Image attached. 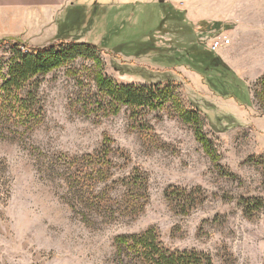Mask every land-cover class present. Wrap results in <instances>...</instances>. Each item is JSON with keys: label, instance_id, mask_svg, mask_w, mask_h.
I'll use <instances>...</instances> for the list:
<instances>
[{"label": "rangeland", "instance_id": "obj_1", "mask_svg": "<svg viewBox=\"0 0 264 264\" xmlns=\"http://www.w3.org/2000/svg\"><path fill=\"white\" fill-rule=\"evenodd\" d=\"M99 1L69 7L58 28L68 43L98 46L100 68L79 58L37 77L19 102L1 92L13 45L0 46V264H146L117 241L152 229L170 251L264 264V208L254 209L264 203V0ZM162 4L192 33L167 18L162 34ZM152 37L165 53H130ZM221 38L230 44L214 51ZM193 45L242 81L228 87L246 103L211 87L221 73L192 67ZM100 74L173 88L176 100L115 112Z\"/></svg>", "mask_w": 264, "mask_h": 264}, {"label": "trees", "instance_id": "obj_2", "mask_svg": "<svg viewBox=\"0 0 264 264\" xmlns=\"http://www.w3.org/2000/svg\"><path fill=\"white\" fill-rule=\"evenodd\" d=\"M164 13V19L158 29L162 34L167 32L164 28V24L167 18L176 21L179 16V12L171 9L170 6H159ZM79 9V8H78ZM177 23L183 26L177 28V30L183 34L184 32L191 34L190 27L184 24L182 18H179ZM187 29V31H186ZM67 35L59 34L61 42L48 45L43 48H31L28 52H23L20 48L25 47L21 42H8L13 45V57L9 64V71L7 78L2 83L1 92H4L10 97L16 98L20 102V92L26 89L29 83H32L37 77L45 76L56 69L74 62L79 58H84L94 62L99 68L103 66L100 59V49L98 46L89 43H77L74 41L67 42ZM7 42H2L0 46L6 45ZM116 53H120L121 48L113 49ZM134 56H143L149 53H165L164 49L157 47V41L155 38H150L148 41L138 42L136 47L131 49ZM130 50V51H131ZM189 54L194 59L191 63L192 67L197 70L204 77L210 76L213 72L221 73L217 80L211 83V87L220 92L224 97H227L230 93L229 89H232L235 95L238 96L237 101L246 103L243 101L240 88H229L232 84L234 87L242 85V81L233 75L231 70L223 61L211 53H204L201 47L193 45ZM201 59V61H200ZM199 64H198V63ZM211 80V79H210ZM264 81V79H262ZM97 86L100 93H105L110 97L112 107L128 106L131 109L149 108L157 110L164 108L169 100H176L175 92L173 88H161L160 86H134V85H117L112 79L106 78L102 74L96 77ZM210 82V81H209ZM229 84V85H228ZM35 85V82L33 83ZM38 85V84H37ZM36 86V85H35ZM242 90V89H241ZM241 94V95H240ZM232 95V94H231ZM229 95V96H231ZM32 95L29 94V97ZM234 97V95H233ZM245 98V97H244ZM23 105L30 104L25 100ZM35 98L32 97V104ZM12 103V102H11ZM179 104V102H176ZM185 120L191 124H199L198 112H183ZM197 137L209 150L213 151L212 142H210L199 130ZM177 197L184 198L188 201L191 198L188 196L187 191L177 190ZM189 198H187V197ZM254 209L264 208V203L258 201L254 204ZM251 208L248 211L251 212ZM119 245L126 247L128 251H134L138 258L142 259L146 264H214L210 255L197 251H170L162 247L158 242V236L152 229L142 235L125 236L118 238Z\"/></svg>", "mask_w": 264, "mask_h": 264}, {"label": "crops", "instance_id": "obj_3", "mask_svg": "<svg viewBox=\"0 0 264 264\" xmlns=\"http://www.w3.org/2000/svg\"><path fill=\"white\" fill-rule=\"evenodd\" d=\"M99 0H0V44L21 42L43 48L59 36V22L69 7Z\"/></svg>", "mask_w": 264, "mask_h": 264}, {"label": "built area", "instance_id": "obj_4", "mask_svg": "<svg viewBox=\"0 0 264 264\" xmlns=\"http://www.w3.org/2000/svg\"><path fill=\"white\" fill-rule=\"evenodd\" d=\"M230 44V41L226 38H221V39H218L216 40L214 43H213V50L214 51H217L218 49H220L221 47L225 46V45H229Z\"/></svg>", "mask_w": 264, "mask_h": 264}]
</instances>
